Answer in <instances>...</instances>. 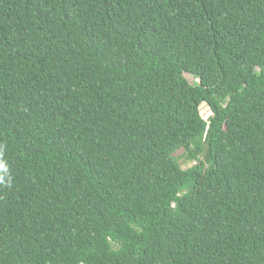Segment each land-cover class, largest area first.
<instances>
[{
	"label": "trees",
	"instance_id": "16d2710c",
	"mask_svg": "<svg viewBox=\"0 0 264 264\" xmlns=\"http://www.w3.org/2000/svg\"><path fill=\"white\" fill-rule=\"evenodd\" d=\"M0 264H264V0H0Z\"/></svg>",
	"mask_w": 264,
	"mask_h": 264
},
{
	"label": "rangeland",
	"instance_id": "374dc122",
	"mask_svg": "<svg viewBox=\"0 0 264 264\" xmlns=\"http://www.w3.org/2000/svg\"><path fill=\"white\" fill-rule=\"evenodd\" d=\"M185 78L186 80L193 84L194 82L197 81V78H195L194 76L190 75V74H185ZM198 115L201 119L203 120H206L210 115H211V111L209 110L208 106L205 105L204 103H202L200 106H199V112H198ZM193 164V163H192ZM191 163H187L184 165V168L185 167H188L190 166Z\"/></svg>",
	"mask_w": 264,
	"mask_h": 264
}]
</instances>
